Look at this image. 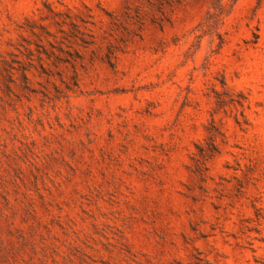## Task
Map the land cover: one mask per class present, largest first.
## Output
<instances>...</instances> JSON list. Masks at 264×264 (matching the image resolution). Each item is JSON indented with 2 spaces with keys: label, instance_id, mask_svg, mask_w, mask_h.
<instances>
[{
  "label": "rangeland",
  "instance_id": "obj_1",
  "mask_svg": "<svg viewBox=\"0 0 264 264\" xmlns=\"http://www.w3.org/2000/svg\"><path fill=\"white\" fill-rule=\"evenodd\" d=\"M0 264H264V0H0Z\"/></svg>",
  "mask_w": 264,
  "mask_h": 264
}]
</instances>
